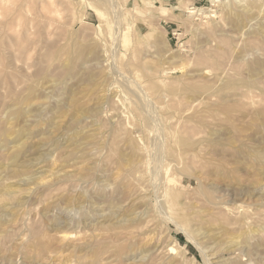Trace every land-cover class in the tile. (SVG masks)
Listing matches in <instances>:
<instances>
[{"label": "rangeland", "instance_id": "1", "mask_svg": "<svg viewBox=\"0 0 264 264\" xmlns=\"http://www.w3.org/2000/svg\"><path fill=\"white\" fill-rule=\"evenodd\" d=\"M0 264H264V0H0Z\"/></svg>", "mask_w": 264, "mask_h": 264}, {"label": "bare ground", "instance_id": "2", "mask_svg": "<svg viewBox=\"0 0 264 264\" xmlns=\"http://www.w3.org/2000/svg\"><path fill=\"white\" fill-rule=\"evenodd\" d=\"M108 1V0H107ZM111 1V0H110ZM213 2L215 1V0H212ZM113 2H115V1H113ZM113 2H112V4H113ZM106 3V2H105ZM195 8V7H194ZM193 9V8H192ZM197 10H200L201 12H203V10H202V8L201 9H197ZM206 10H208V9H206ZM243 10V9H242ZM189 11H191V12H193L191 9L189 10ZM241 11V10H240ZM246 12V11H245ZM247 17V16H246ZM244 21V20H243ZM246 26V25H245ZM262 28V27H261ZM249 40V39H248ZM189 235V234H188Z\"/></svg>", "mask_w": 264, "mask_h": 264}]
</instances>
